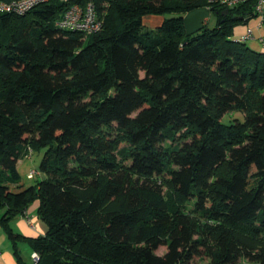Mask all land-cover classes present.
<instances>
[{"label":"trees","instance_id":"trees-1","mask_svg":"<svg viewBox=\"0 0 264 264\" xmlns=\"http://www.w3.org/2000/svg\"><path fill=\"white\" fill-rule=\"evenodd\" d=\"M87 2L102 20L89 36L56 27L70 3L0 13V226L15 257L27 242L35 264H264V51L233 38L253 1L212 7L216 26L195 33L184 17L206 0ZM34 152L24 186L17 162ZM34 201L47 231L27 238L10 222Z\"/></svg>","mask_w":264,"mask_h":264},{"label":"built area","instance_id":"built-area-1","mask_svg":"<svg viewBox=\"0 0 264 264\" xmlns=\"http://www.w3.org/2000/svg\"><path fill=\"white\" fill-rule=\"evenodd\" d=\"M50 1L71 4L62 18L55 23L56 27L60 30L80 32L85 36H89L102 29V20L97 14L95 5L92 2H87L83 5L79 3L80 0H13L10 2H0V13L23 16ZM247 1H253V11L255 18L258 19L256 28L264 31V0H206V8L210 10L212 7L217 6L228 10ZM252 39H255L253 30L248 27L245 33L237 38V41L245 42ZM257 41L264 49V35L258 37ZM34 173V170H30L27 178L31 179ZM31 260L34 264L37 263L39 260L38 254L33 252Z\"/></svg>","mask_w":264,"mask_h":264},{"label":"crops","instance_id":"crops-1","mask_svg":"<svg viewBox=\"0 0 264 264\" xmlns=\"http://www.w3.org/2000/svg\"><path fill=\"white\" fill-rule=\"evenodd\" d=\"M208 12H210L206 7H201L197 11H191L185 15V23L187 26L188 20H190V26H187L188 29H191L189 27H192L194 25H197L199 20H202L203 18L207 17ZM210 17V16H209ZM159 17H154L149 19V23L152 25H155L156 23L160 22ZM212 19L209 18V22H211ZM249 23L246 26H239L234 29V39L239 38L242 36L246 29L250 26H248ZM253 30V35L255 39L250 40L252 43L259 44L257 41V38L264 35V31L262 29L256 28L255 30L259 32L258 35L255 34L254 28L250 27ZM247 40L246 42H248ZM21 160L17 162V168L19 171V174L21 173L19 170V163ZM21 176V174H20ZM40 179L45 178L43 175L39 176ZM22 178V176H21ZM30 180V179H28ZM33 183L30 184H24V182L20 181V184H23L24 186H29L34 184V179H31ZM39 206L38 201H34L28 209L25 211L24 214L19 215L18 217L14 218L10 222V227L12 230L27 238H34L38 236H42L46 233L47 227L46 225L38 218L37 209ZM18 250L19 254L21 256V260L18 261V259L15 257L13 253V247L10 242V240L7 238L6 233L4 232L3 228L0 226V264H34L31 260V254L33 251L31 250L29 244L27 242H20L18 243Z\"/></svg>","mask_w":264,"mask_h":264},{"label":"rangeland","instance_id":"rangeland-1","mask_svg":"<svg viewBox=\"0 0 264 264\" xmlns=\"http://www.w3.org/2000/svg\"><path fill=\"white\" fill-rule=\"evenodd\" d=\"M199 8H196V9H194L193 11H197ZM210 16V17H209ZM151 17L150 16H148V17H145L144 19H143V23H144V25H145V27H147V28H152L151 27V25H150V23H149V19H150ZM152 18H154V17H152ZM209 18L210 19H212V21L211 22H209ZM161 19H162V17H161ZM257 22H258V19L257 18H252V19H250L249 20V25L248 26H250V27H252V28H254V30H255V27H256V24H257ZM184 23H185V18H184ZM216 23H217V18H216V16L214 15V13H212V12H208V14H207V17H205V18H203L202 20H199V22L197 23V25H194V26H192V27H189V28H191V29H188V27L187 26H190V20H188V22H187V26H186V23H185V28H186V31L188 32V33H195V32H197V30H198V28H200V27H202V26H204V27H208V28H213V27H215L216 26ZM247 23V24H248ZM247 24H243V26H246ZM242 25H240V27H241ZM237 27H239V26H237ZM249 27V28H250ZM255 34L256 35H258L259 34V32L258 31H256L255 30ZM247 45L250 47V48H252L253 50H256V51H264V49H263V47L260 45V44H257V42L256 43H252L250 40L247 42ZM234 113H231L230 115H233ZM230 115H226L224 118H223V120H222V122L223 123H227L228 122V118L230 117ZM40 159H41V153H36V152H34L33 153V156L31 157V158H29V159H22L21 161H20V163H19V170H20V174H21V176H22V181L24 182V184H30V183H33V181H31V180H28V178H27V174H28V172L30 171V170H34V169H36L37 167H38V165H39V162H40ZM164 251H165V248L164 247H160L157 251H156V253L158 254V255H161V254H163L164 253ZM195 263L196 264H205L206 263V261H201V260H195Z\"/></svg>","mask_w":264,"mask_h":264},{"label":"water","instance_id":"water-1","mask_svg":"<svg viewBox=\"0 0 264 264\" xmlns=\"http://www.w3.org/2000/svg\"><path fill=\"white\" fill-rule=\"evenodd\" d=\"M229 12L227 9L224 10V12L222 13V15H227Z\"/></svg>","mask_w":264,"mask_h":264}]
</instances>
